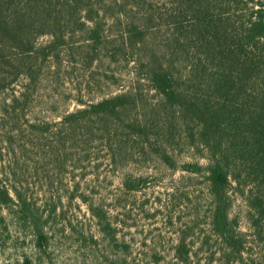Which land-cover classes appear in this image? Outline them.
<instances>
[{"label": "rangeland", "instance_id": "1", "mask_svg": "<svg viewBox=\"0 0 264 264\" xmlns=\"http://www.w3.org/2000/svg\"><path fill=\"white\" fill-rule=\"evenodd\" d=\"M103 19L106 42L96 48L74 34L58 57L43 61L17 111L19 130L0 125L6 185L17 186L52 214L48 255L40 253L38 259L33 236L5 211L9 232L0 234V264H15L23 254L41 264H237L224 255L225 245L211 228L205 176L180 167L185 161L205 162L202 152L190 144L179 112L148 78V60L163 54L170 27L159 18L143 43L130 45L124 41L130 17ZM50 38L43 35L38 44ZM14 90L20 94L22 89ZM13 92H0V105ZM122 92H132L134 100L119 117L96 118L71 136L64 133L65 114ZM141 124L150 137L166 138V127L172 130L169 148L177 168L144 147ZM125 176L131 188L123 184ZM259 180L234 182L231 192L230 216L247 238L246 261L238 264H264V179ZM90 205L106 212L116 240L103 233Z\"/></svg>", "mask_w": 264, "mask_h": 264}, {"label": "trees", "instance_id": "2", "mask_svg": "<svg viewBox=\"0 0 264 264\" xmlns=\"http://www.w3.org/2000/svg\"><path fill=\"white\" fill-rule=\"evenodd\" d=\"M109 16L131 18L124 36L130 45L143 43L159 18L170 27L167 48L160 58L148 60V78L165 103L179 112L190 144L202 152L205 162L185 161L180 167L205 176L211 197L210 224L225 245L224 255L233 256L237 264L245 262L247 238L230 216L231 192L234 182L264 179V0H0V92L14 91L0 105V125L9 132L18 131L17 111L23 109L21 101L36 82L43 61L58 57L77 32L96 48L103 45L107 40L103 18ZM43 35L50 40L38 44ZM18 85L20 94L14 90ZM133 100L132 92H122L88 103L63 116V131L71 136L96 118L119 117ZM138 127L146 136L144 147L177 168L169 148L174 141L172 130L165 126L166 138L150 137L145 125ZM4 166L0 165V234L9 232L6 211L18 228L33 236L40 259V253L48 255L52 214L41 211L17 186H7ZM123 184L133 186L127 176ZM89 207L103 233L116 240L106 212ZM15 264L41 261L23 254Z\"/></svg>", "mask_w": 264, "mask_h": 264}]
</instances>
